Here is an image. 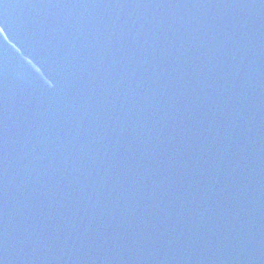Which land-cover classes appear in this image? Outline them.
Masks as SVG:
<instances>
[{
	"label": "water",
	"instance_id": "water-1",
	"mask_svg": "<svg viewBox=\"0 0 264 264\" xmlns=\"http://www.w3.org/2000/svg\"><path fill=\"white\" fill-rule=\"evenodd\" d=\"M0 264H264V0H0Z\"/></svg>",
	"mask_w": 264,
	"mask_h": 264
}]
</instances>
